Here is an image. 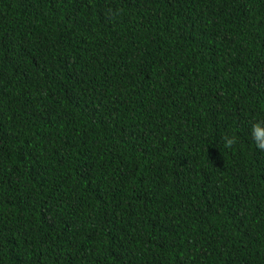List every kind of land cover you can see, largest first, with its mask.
<instances>
[{
    "label": "trees",
    "instance_id": "trees-1",
    "mask_svg": "<svg viewBox=\"0 0 264 264\" xmlns=\"http://www.w3.org/2000/svg\"><path fill=\"white\" fill-rule=\"evenodd\" d=\"M260 122L264 0H0V264H264Z\"/></svg>",
    "mask_w": 264,
    "mask_h": 264
},
{
    "label": "clouds",
    "instance_id": "clouds-1",
    "mask_svg": "<svg viewBox=\"0 0 264 264\" xmlns=\"http://www.w3.org/2000/svg\"><path fill=\"white\" fill-rule=\"evenodd\" d=\"M262 123L264 122L256 123L252 127L253 140L260 151H264V127L261 126ZM235 143V139L225 137V147L231 148Z\"/></svg>",
    "mask_w": 264,
    "mask_h": 264
}]
</instances>
